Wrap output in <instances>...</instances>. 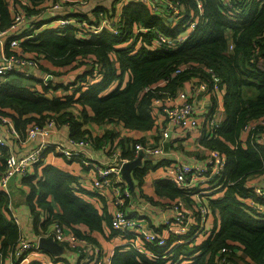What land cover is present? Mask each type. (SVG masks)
I'll return each instance as SVG.
<instances>
[{
  "label": "trees",
  "instance_id": "1",
  "mask_svg": "<svg viewBox=\"0 0 264 264\" xmlns=\"http://www.w3.org/2000/svg\"><path fill=\"white\" fill-rule=\"evenodd\" d=\"M17 1L27 12V21L15 37L20 39L24 52L42 59V72L53 74L47 83L32 78L41 85L40 91L23 86L21 79H30L22 74L11 73L7 81H0V114L14 122L21 137H26L29 127L44 125L50 118L66 125L75 140L93 136L82 129L87 123H122L128 130H152L157 125L154 100L162 92L175 94L191 82L196 72H200V78L210 80L207 69L214 71L221 91L225 90L224 118L213 136L200 140L226 157L218 180L223 194H208L215 214L214 230L193 238V230L181 237L170 235L165 246L146 243L157 255L154 257L132 247L118 246L112 264H219L221 255L226 258L225 264H264V215L256 214L247 205L250 194L246 187L248 175L264 172V144L258 141V134L264 132V68L259 61L264 58V0H237L238 19L228 13L230 8L225 7L224 0H173L186 7V18L181 23L133 0L124 4L119 17L113 14L114 8L101 13L103 9L99 7L100 20H91L80 12H59L58 15L89 24H99L103 19L120 23L116 25L119 34L104 26L99 34L89 36H84L87 32L76 25L59 26L55 20L60 16H52L45 8L50 0ZM199 2L203 13L196 27L188 30L183 24L197 17ZM158 4V10L165 11ZM13 20L14 11L8 0H0V27L9 28ZM97 20L98 23L93 22ZM137 26L149 30L135 32ZM186 33L189 37L176 49L153 47L159 35L175 38ZM131 38L133 42L124 46ZM179 68L182 71L175 74ZM63 74L69 77L64 79ZM162 81L165 83L159 84ZM156 84L155 89L150 88ZM246 88H253L255 95L245 93ZM251 122L254 126L247 129ZM246 131L247 137L242 139ZM95 139V147L107 140H118L122 157L130 160L136 156L135 145L143 142V138H119L112 130ZM9 151L0 143V177L6 170ZM41 168V178L36 174L23 176L30 185L28 204L37 231L43 210L47 214L41 223L43 231L58 221L71 233L97 244L96 234L105 228L111 230L112 236L118 234L108 210L98 208L87 198L74 173L51 163L42 164ZM146 169L147 165L136 167L132 174L141 182ZM155 187L162 197L194 202L193 194H187L172 180H158ZM257 200L264 204V197L258 196ZM156 229L161 231V227ZM21 233L12 216L10 196L0 187V252L11 253L18 246ZM179 238L185 241L177 244Z\"/></svg>",
  "mask_w": 264,
  "mask_h": 264
},
{
  "label": "built area",
  "instance_id": "2",
  "mask_svg": "<svg viewBox=\"0 0 264 264\" xmlns=\"http://www.w3.org/2000/svg\"><path fill=\"white\" fill-rule=\"evenodd\" d=\"M77 0H50L47 8L52 16H60L55 22L59 26L76 25L88 34H99L104 26L114 34H119L120 30L116 25L117 21L103 19L99 24H89L87 21L78 20L74 17L58 15L67 5ZM80 4H85L91 0H78ZM147 4L155 13L164 15L169 20L180 22L186 17L185 9L179 1L173 0H135ZM10 7L14 11V20L7 29L0 27V49L2 50L0 60V81L8 80V74L18 73L26 78H37L43 83H47L53 78V74L46 72L43 74L41 69V60L38 56H32L21 49V41L16 36L17 32L24 27L27 21V12L16 0H8ZM158 5L164 7L165 11H159ZM199 13L194 20L188 19L183 26L188 30H193L200 14L203 13L202 2H199ZM225 7L230 8L228 13L233 19L240 16V6L237 0H224ZM194 14V11H191ZM148 28L136 27L135 32H146ZM158 32L157 30H154ZM32 35H29L30 38ZM189 34H181L175 38L165 35H159L153 41V47L166 46L170 49H176L183 44ZM132 39V38H131ZM128 43H132V40ZM7 46L10 52L7 53ZM254 61H258V51L255 52ZM264 68V58L260 60ZM182 68L176 70L175 74L180 73ZM206 73H211V79L200 78V72L194 73L190 80L188 89L179 88L175 94L162 92L163 94L154 100L156 118L163 117L172 128L179 130L184 134L197 132L198 149L200 152L187 157L182 151V155L176 157L173 164L170 179L176 185L186 192L193 194L195 201L189 209L185 207L183 199L174 201L166 205L163 209H168L170 216H167L162 222V229L158 231L154 224H150L147 217L139 212L135 215L129 208L132 204V190L127 180L123 177L122 166L124 162L130 160L122 157L121 149L116 140H107L103 142L102 149L109 156L107 162L96 159L92 154L94 152L96 140L95 136L86 135L81 140H75L71 136L65 141L54 143L52 135L57 130L58 123L54 119H49L44 125H34L27 129V139L37 140L36 145L30 152L24 156H19L16 151L10 148V145L0 139V143L9 147L7 156V167L4 174L0 177V187L6 188L11 178L17 175L29 176L31 167L38 163H47V155L51 151L59 152L67 160H80L85 166H90L93 170L89 183L93 188L108 193L112 198L113 212L111 218L112 227L118 231L121 237V243L118 246L132 247L136 251L151 257L157 256L148 247L146 243H152L157 246H165L170 235L178 237L187 235L192 231V238L202 233L214 230V216L212 208L208 205L211 192L217 188L219 176L226 164L225 154L200 142L203 137H211L214 129L219 126L222 119H218L214 109V96L219 97L220 85L219 79L215 76L212 69H207ZM174 74V75H175ZM34 80V79H33ZM165 81L159 84H164ZM158 86L152 85L151 89ZM0 124L7 126L13 136H19L14 123L11 119L0 114ZM253 127L251 122L249 125ZM173 129L163 126L159 140L154 143L139 142L135 145L136 157L140 151H144L150 157L156 160H162L168 151V144L172 140ZM92 147L94 149H86ZM134 158V159H135ZM211 193V194H212ZM214 194V193H213ZM250 205L256 210V214L264 215V204L257 200V197H264V187L254 186L249 189ZM209 198V199H208ZM138 201V200H137ZM146 204H149L146 202ZM138 206V205H137ZM213 216V217H212ZM47 218L46 212L41 211L39 223ZM17 223L19 220L15 217ZM52 237L68 250L66 254L53 256L44 251L39 246L41 237ZM184 239H178L177 244L183 243ZM114 250L105 251L101 244L79 237L65 225L58 221H53L49 230L36 231L31 237L21 236L18 246L8 254L0 252V264H112ZM227 249H223V252ZM166 256V255H164ZM163 256V257H164ZM159 257V256H158ZM226 258L220 257L219 264H225Z\"/></svg>",
  "mask_w": 264,
  "mask_h": 264
},
{
  "label": "crops",
  "instance_id": "3",
  "mask_svg": "<svg viewBox=\"0 0 264 264\" xmlns=\"http://www.w3.org/2000/svg\"><path fill=\"white\" fill-rule=\"evenodd\" d=\"M132 0H91L86 5H82L79 1H74L67 5L64 8V12L69 10V12H80V14H88L91 20H95V18H99L97 16V12L99 11V7L102 8L103 12H108L112 8H114V15L115 17L121 16L122 7L124 4ZM134 1V0H133ZM99 11V12H100ZM101 18V16H100ZM99 18V20H100ZM93 21L98 23V21ZM89 21V20H88ZM173 21V20H171ZM90 22V21H89ZM24 25H26V20ZM88 36V35H84ZM2 50L0 49V60H1ZM47 72V71H46ZM46 72H43L45 74ZM20 83L23 86L29 87L32 90H41V85L39 82L30 79L25 80L24 78L21 79ZM190 83H187L183 89L189 90ZM224 91L219 92L220 96H214V109L216 112V116L218 119L224 118ZM245 93L250 94V96L255 95V90L253 88H246ZM52 95V94H51ZM14 123V122H13ZM163 126L173 129L172 133V140L168 144V151L165 154V157L161 161H155L152 159L148 154L144 157L143 166L147 165V169L144 171L143 178L141 182L139 178L134 176V191H132V204H129V208L132 212L137 215L139 212L140 214H146L144 216L147 217L150 224H154L157 228L162 229V222L165 220L167 216H170L169 210L163 209L166 205L172 203L173 199L169 197H162L156 192L155 183L158 180L170 179V175L172 174L173 164L176 160V157L182 155V151L187 157H190L193 154L200 152L198 149V134L197 132H192L189 134H184L179 130H175L170 126V124L163 119V117H159L157 120V125L152 130L147 131H137V130H128L126 129L122 123H104V124H96V123H87L83 126L82 129H87L92 133V135H103L107 131L115 132L119 138H143V142L154 144L160 138V133ZM247 130V129H246ZM70 130L66 125H57L56 132L52 135V139L54 143L60 141H65L69 134ZM18 133V132H17ZM248 132H244L242 139L247 137ZM19 135V134H18ZM258 141L261 144H264V132L258 134ZM0 139L10 145V148L19 156H24L28 152L34 148L37 143V140L27 139V137L13 136L10 133V129L7 126L0 124ZM6 145V146H7ZM86 149H94L92 147H86ZM198 151V152H197ZM96 159L101 161L108 160L109 156L107 153L102 149L101 146L96 147L94 152H92ZM67 158L61 155L59 152L51 151L47 155V164H53L59 166L69 172L75 174L78 177L79 182H81V186L87 198L93 201L98 208L108 210L110 216L112 217L113 212V202L111 196L106 193L103 194L102 192H97L89 183L91 176L94 174L93 170L90 166H85L80 160H66ZM155 161V162H154ZM143 166H138L140 168H144ZM136 168V167H135ZM31 175L40 176L42 174L41 171V164H37L31 168ZM134 172V171H133ZM132 172V173H133ZM254 186H261L264 187V172L261 173H254L248 175L246 178V187L252 188ZM221 188V187H220ZM10 196V209L12 212V216L16 217L19 220V227L22 232L23 236L31 237L33 234L30 233V227H33V221L35 220L32 213L30 206L28 204V195L30 193V185H28L24 180L23 176L17 175L11 178L6 188H3ZM216 192H219L221 195L223 194L221 189H216ZM193 201H195V198ZM183 199L190 204V208L193 206V203L187 201L185 198ZM250 199H247V205L249 206ZM138 200V201H137ZM149 204H146V202ZM176 201V200H175ZM138 205V206H137ZM213 216L214 210H212ZM212 216V217H213ZM214 219V218H213ZM215 223V221H214ZM213 223V224H214ZM160 225V226H157ZM99 242H101L107 251L114 250L118 247L121 243V237L119 234L114 236L111 235V230L105 228V231L102 233H97ZM108 239V240H107ZM107 241V242H106Z\"/></svg>",
  "mask_w": 264,
  "mask_h": 264
},
{
  "label": "water",
  "instance_id": "4",
  "mask_svg": "<svg viewBox=\"0 0 264 264\" xmlns=\"http://www.w3.org/2000/svg\"><path fill=\"white\" fill-rule=\"evenodd\" d=\"M145 156L146 153L144 151H140L138 157L124 162L122 166L123 177L129 183V186L132 191H134V186H135L132 172L135 167L143 166L144 163L143 160ZM39 246L44 251L48 252L49 254H52L53 256H60L63 253H65L64 246L56 242L52 237H44V236L41 237L39 239Z\"/></svg>",
  "mask_w": 264,
  "mask_h": 264
},
{
  "label": "rangeland",
  "instance_id": "5",
  "mask_svg": "<svg viewBox=\"0 0 264 264\" xmlns=\"http://www.w3.org/2000/svg\"><path fill=\"white\" fill-rule=\"evenodd\" d=\"M82 5H86V4H82ZM51 23V22H50ZM45 27V26H44ZM85 67H81V69H84ZM71 75V74H70ZM66 76H68L69 77V75H66V74H63L62 75V78H64V79H66L67 77ZM64 91V90H63ZM62 91V92H63ZM61 92V91H60ZM64 92H66V91H64ZM94 136V135H93ZM98 136H100V135H95V137H98ZM96 141H97V139H95ZM116 141H118V140H116ZM152 158V157H151ZM152 159H154V158H152ZM155 161H157L156 159H154ZM154 161V162H155ZM38 163H36V164H34L33 166H35V165H37ZM44 164H47V163H44ZM43 164V165H44ZM32 166V167H33ZM31 167V168H32ZM41 171H42V168H41ZM39 178H41V175L39 176ZM39 178H37V179H35V182L39 179ZM217 189H221V188H217ZM216 191V190H215ZM148 202V201H147ZM149 203V202H148ZM208 205H209V202H208ZM185 207L186 208H189L190 209V204L189 203H187L186 201H185ZM141 215H146V214H141ZM33 226V225H32ZM157 226H160V225H157ZM40 228H41V223H39L38 224V230H40ZM69 230V229H68ZM29 231H30V233L31 234H34L37 230H36V228L33 226V227H30V229H29ZM97 238H98V236H96ZM108 240V239H107ZM107 242V241H106ZM100 244H101V246H102V248L105 250V251H107V249L105 248V246L101 243V242H99ZM68 246L65 248V250H68ZM67 255V254H66Z\"/></svg>",
  "mask_w": 264,
  "mask_h": 264
},
{
  "label": "clouds",
  "instance_id": "6",
  "mask_svg": "<svg viewBox=\"0 0 264 264\" xmlns=\"http://www.w3.org/2000/svg\"><path fill=\"white\" fill-rule=\"evenodd\" d=\"M134 1H135V0H134ZM195 16H196V15H195ZM185 18H186V17H185ZM185 18H184V19H185ZM190 19H192V18H190ZM194 19H195V17H194L192 20H194ZM187 20H188V19H187ZM187 20H186V21H187ZM177 23H180V22H177ZM85 35H88V36H89V35H93V34L85 33ZM94 35H96V34H94ZM14 218H15V217H14ZM17 224L19 225V223H17ZM21 236H22V233H21ZM58 243H59V242H58ZM63 254H66V252L63 253ZM63 254H62V255H63Z\"/></svg>",
  "mask_w": 264,
  "mask_h": 264
}]
</instances>
